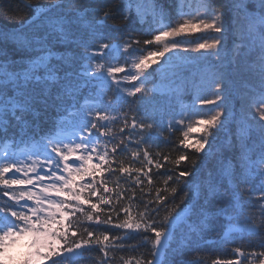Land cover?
<instances>
[{
	"label": "snow or ice",
	"instance_id": "obj_1",
	"mask_svg": "<svg viewBox=\"0 0 264 264\" xmlns=\"http://www.w3.org/2000/svg\"><path fill=\"white\" fill-rule=\"evenodd\" d=\"M24 4L32 8L36 16L42 15L49 19L52 28L50 34H58L61 42L74 23L83 24L91 17L89 28L99 33L109 27L110 20L116 18L114 11L107 5H98L100 10L94 13L82 14L87 9L84 0H57L47 7L33 6L30 0H24ZM157 6L161 9L162 19H168L169 23L159 29H152L151 38L143 40L144 45L160 47L155 50L140 49L147 54H141L138 62L133 64L134 73L126 72L123 66L105 67L101 63L93 66L95 56H102L105 50L112 48L109 43H101L99 48L93 49L91 53L85 51L84 59L88 61V67L81 64L80 69L74 70L73 61L66 62L64 75L59 78L65 80L66 84L62 86L61 92L54 96H50L49 89L51 84L58 83V80L53 79L55 73L50 68L47 69L45 76L37 72L28 74L27 69L0 75V97H3L0 99V138L15 139L18 135H26L31 125L28 117L31 116L32 121L38 120L42 114L41 108L44 110L50 106L64 110L74 108L77 92L95 87L97 81H110V86H114L116 92L125 91V82L139 81L140 85L133 84L126 90V95L136 97L138 93L147 94L142 84L147 75L153 74L147 70L153 64H159L166 53L175 55L174 50L180 47V41L175 38L186 32L204 35L190 41L194 47L191 49L185 47V52L204 50L218 56L220 48L223 47L225 22L229 13L232 15L234 30L242 19H247L252 28L256 23L264 26V0H257L254 4L250 0H208L204 14L195 20H171L169 16L164 15L166 10L163 4ZM120 19L128 21L130 14L122 11ZM32 22L33 24L36 22L35 16ZM208 33L216 35L210 36ZM261 35V96L247 106L255 108L252 119L257 124L262 150L261 167L257 168L253 175H258L261 185L264 186V32ZM35 40L37 51L50 57L51 49H46L44 44L46 36L36 37ZM129 41L124 45L126 52L141 43L131 37ZM3 60L4 56H0V62ZM120 73L125 75L122 79H117V74ZM46 80L49 83L43 95L37 93L35 87H30L41 85ZM216 88L215 98L203 99L201 103L215 105L217 100H221L223 94L219 91V82ZM9 93L12 94L11 99L8 98ZM66 102L68 108H65ZM107 103L121 106L123 126L119 131L125 134L124 138L118 140L112 129L113 122L120 120L121 116L111 114L100 106L102 101H96L94 107L84 114L82 123L73 135L42 137V153H29L22 160L8 156L0 160V264H72L93 249H98L103 254L101 264H116V255L119 251L125 249L138 251L139 246L145 243L151 245L147 255L128 259L120 256L119 260L123 264H172L169 257L180 256L187 247L196 242V238H202L201 233H198L196 238L189 236L182 246L169 250V238L176 217L172 216L171 211L163 218L160 216L162 210H167L169 195L177 191L172 185L187 183L186 178L192 176L193 172L179 170L174 175L159 173L160 176L166 177L163 179L164 187L154 185L156 173L153 169L173 171L168 165L174 164L179 168L181 161L187 160L188 156L180 154L177 158L171 159L169 155L157 152L153 157L149 148L152 133L156 130L155 126L151 123L145 124L143 121L138 122L135 117L131 118L129 124V117L123 112V105L126 102L122 97L109 98ZM207 111L209 118L199 119L196 127L189 126L186 131L175 128V125L184 123L183 118L168 124L170 131H182L183 139L179 143L184 148L192 149L196 153L205 152L206 147L212 143L209 137L215 139L212 129H217L218 125L220 128L223 127L224 122L220 119L223 113L219 106ZM13 129L15 131H12ZM192 132L203 133V138L193 141L189 136ZM133 136H138L139 140L136 141L137 149L132 151L131 155L137 159L142 153L141 167L125 166L119 159L129 150ZM249 139L251 136L246 132L244 140ZM141 144L148 147L141 148ZM244 149L237 159L242 172L247 168L249 160L247 144L244 145ZM72 157H75V160H72ZM192 163L195 164V161ZM117 174L124 177L123 182L113 179ZM225 177L232 188L239 190L223 193L226 202L218 208L217 215L225 217L231 223L229 209L239 203L243 192L250 191V186L245 183V187L240 188L235 182L231 166L225 169ZM219 191L218 187H209L208 194L215 195ZM189 196H191L189 203L195 208L196 193H185L186 198ZM134 204L137 205L135 211ZM253 206L258 208L259 217L256 214H249L244 217L243 224L247 233L261 235V250L248 252L236 247L233 249L235 258H217L212 260L211 264H264V191L259 194L258 202ZM108 229L120 231L111 232ZM134 233L140 236L138 244L129 243ZM25 240L27 251L24 255L19 258L11 257L10 250Z\"/></svg>",
	"mask_w": 264,
	"mask_h": 264
},
{
	"label": "trees",
	"instance_id": "obj_2",
	"mask_svg": "<svg viewBox=\"0 0 264 264\" xmlns=\"http://www.w3.org/2000/svg\"><path fill=\"white\" fill-rule=\"evenodd\" d=\"M144 1L146 2L145 5L149 6L150 3L147 2V0ZM200 1L205 5L208 2V0ZM254 1L257 0H250L253 4ZM30 2L33 6L41 5L47 7L48 5L56 3L57 0H30ZM84 2L87 5V9L82 14L88 15L89 13H94L100 10L97 7L98 5H107L114 11L116 18L110 20L109 27L102 29L99 33L89 28L91 17H89V21H85L83 24L74 23L61 42L58 34H50L52 33V28L49 19H45L42 15L36 16L32 8L25 6L24 0H0V56H4V60L0 62L2 63V66H0L2 70L7 72H18L27 67L30 72L47 74V69L50 68L55 73V76L62 75L64 74L65 64L68 60L73 61L74 70L77 69V66L81 67L82 58L85 57V51L87 50V52H90L93 49H97V41L103 43L129 41V37L131 36V38H133L135 33H138L139 30H141L144 36V39L139 40L141 41V45H143L142 49L155 50L160 47L156 45H144L142 43L143 40L151 38L152 32L147 28L148 24L138 17V13L135 12L133 8L130 9L128 7L139 4V0H84ZM158 4H163V8L167 11L172 20L175 16L173 13L175 12L174 1L152 0L153 6L158 7ZM65 11H67L66 8ZM122 11H127L130 14V19L128 21L120 19ZM34 16L36 22L33 24L32 21ZM55 16L56 13L54 12L53 18H55ZM181 20H183V18H181ZM242 22L244 23L243 19L240 22V30L243 28L241 25ZM232 23V15L229 13L225 22L229 27V34L225 36L226 40H224L227 60L223 59L226 65L221 79H225L226 82V90L223 93V98L226 102L233 104L235 107L237 105V109L239 101L237 97L233 95V92L235 93L236 90L240 89V85H244L248 82L253 83V81L257 83L260 79L262 70L259 69L260 62L257 53H253L256 48L255 46L241 43L238 47V53L236 54L237 56L239 55L237 57L238 62H233L232 54L228 55L233 46L234 39L236 38L234 35L232 36ZM112 25H115V27H112ZM256 25H259V23H256ZM127 26H130L133 30L131 34H127L124 30ZM259 27H262V25H259ZM260 31L261 30L253 33L250 30L248 31V33L255 37V45L259 41V36L257 35ZM89 35H92L95 39L89 37ZM41 36H46L44 44L46 49H51L52 55L50 57L41 55V53L37 51L35 38ZM185 37L187 38H177V40L180 41V45H187L186 41H188V37L197 38L198 36ZM239 41L242 42L241 39ZM135 47V52H140L138 56L139 59L141 54H147L146 51L141 52V48L138 46ZM79 55L80 59L78 60ZM165 61H168V59ZM165 61L162 64H153L152 67L147 70L148 73H153L152 75L145 74L147 75V79L144 80L143 83L147 94L142 93L139 96L140 103H135L133 105L134 108L140 107L141 113L137 115L138 112H136V114L130 117H135L138 122L143 121L145 124L151 123L155 126L156 130L152 133V139L150 141L151 147L149 148L153 157L156 156L157 152L163 155H169L171 159L177 158L180 154L188 156L187 160L181 161L179 168L174 164H169L168 168L173 171H168L167 169H160L157 171L153 169V172L156 173L154 177L155 186L164 187L163 179L166 177L160 176L159 173L174 175L175 172L179 170H190L193 172L192 176L186 178L187 183L181 182L172 185L177 188V191L175 194L169 195L170 202L167 205V210L161 211V218L167 215L169 211H171L172 216H174L186 206H191L193 208L192 204L189 203L191 196L186 198L185 193L195 192L196 207L194 209L197 211H192L189 221L192 224L198 222L201 234L206 235L210 240L207 243L199 239V241L195 242L191 247H187L180 256L170 257L172 264H211L212 260L217 258H235L233 249L236 247H241L242 250L248 252L252 250H261V235L247 233L243 224L244 217L249 214H256L257 217H259L258 208L253 205L257 204L259 194L264 191V186L261 185L260 177L258 175H253L251 170L254 169L255 171L257 168L261 167V165L255 167L248 164L247 168L242 172L237 164V159L242 153L240 144L243 145V147L247 144L244 138L239 136L237 116L234 120H230L227 117L230 111L219 109L222 110L223 114L221 116H223L224 124L222 128L218 125L217 129H212L215 134V139L209 137L212 143L205 149V152L196 153L192 149L184 148L179 143V141L183 139L182 131H170L166 126L177 119L176 117L180 111L179 105L181 101L194 108L197 107V105H201L202 98L198 100L197 96L193 93H180L178 96L176 94L163 95L160 93L158 90L159 84H161L159 81L162 80L161 76L163 74H171L172 78H174L177 70L173 69L174 71H169L167 67L169 62L165 63ZM183 73L189 74V70L181 68L177 72V75L179 76ZM30 87H35L37 93L41 94L38 85ZM201 94L202 92H200V95ZM228 95L231 99L230 101H228ZM8 98L11 99V93H9ZM0 99H3V97H0ZM243 101L244 100H241L242 103ZM208 109L211 108L206 107L204 111H195L190 122L196 123L199 119L209 118ZM41 113L42 121L47 122L50 120L48 113H45L43 108H41ZM130 123L131 121L129 124ZM122 126L123 125L118 127V140L125 136L124 133H120L119 131ZM255 126V130H257V124H255ZM175 128L180 129V126H175ZM13 130L15 131V129ZM50 132L51 130L48 129L45 135H49ZM251 133L253 139L247 144V149H251L252 158H256L258 155L260 156L262 154L260 139L255 131ZM202 138L203 136L201 135V139ZM196 139L198 138L195 136L194 140ZM3 140L4 139L0 138V144ZM137 140H139V137L137 139V136H133L129 150L124 156L119 157V159L124 162L125 166H143L141 163L142 153L141 157L137 159H134L131 155V152L137 149ZM140 147L143 148L148 146L141 144ZM192 161H195V164H193ZM229 166H231L235 182L240 185L241 189L245 187V183L250 186V191L243 192L239 203H237L234 208L229 209L231 223H229L225 217L217 215L218 208L226 202L223 193L225 191L233 192L239 190L232 188L225 177V169L229 168ZM113 179L118 182H123L124 177L117 174ZM169 183L171 184L172 182ZM209 187H218L220 191L210 196L208 194ZM137 194L139 195L138 190ZM205 197H207V203H205ZM241 205L243 206V210H241ZM136 208L137 205L134 204L133 211H135ZM205 221H207V223H205ZM219 228H222L223 231L218 234L217 229ZM230 229H237L242 232L240 234L231 233L229 237H225L224 233ZM108 231L119 232L120 230L108 229ZM186 238L187 236H185V240ZM139 241L140 236L134 233L129 243L138 244ZM180 244H182L180 241H175L174 245L169 250H172V248ZM150 247V244L145 243L139 246L138 251L128 249L121 250L116 255V264H123V262L119 260L120 256H124L125 259L133 256L141 258L147 255ZM102 256L103 254L99 252L98 249H93L90 253L73 261L72 264H101Z\"/></svg>",
	"mask_w": 264,
	"mask_h": 264
},
{
	"label": "rangeland",
	"instance_id": "obj_3",
	"mask_svg": "<svg viewBox=\"0 0 264 264\" xmlns=\"http://www.w3.org/2000/svg\"><path fill=\"white\" fill-rule=\"evenodd\" d=\"M148 2V0H147ZM257 1H254V3H256ZM145 1L142 0L141 3L139 4L138 8L140 9H148L150 7L145 5ZM153 10V9H152ZM205 12V7L203 8V10L201 12H199V14L192 16L191 19L195 20L197 19L200 15H203ZM244 23L242 22L241 25L243 26V28L240 30V24L235 28V30L233 29V23H232V36L234 35L235 40L233 42V48L235 52L232 56V60L233 62H238V56L236 55L238 53V42H240L239 40L241 39L242 42L241 43H246V44H251L250 41H248V38H250V40H252L254 38V36H252L250 33H248V31L250 30L252 33L259 31L261 29V27H259V25H255L254 28L250 27L249 21L247 19H243ZM226 27V31L223 35V47L220 48L219 50V55H215V54H209L204 52V50H201L200 52H194V51H188L185 52L184 48L187 47L189 49L194 47V44L189 43L190 41H194L196 40L195 38H190L188 37V41H186L187 45H180L179 49L174 50L175 55H173V53H166L165 56L163 58L160 59V64H162L165 60L168 59V70L169 71H174L173 69H177L176 70V74L174 76V79L176 78L177 72L182 68L183 65H186L190 68V67H195L192 71H190L189 74H185V76H188V82L187 84L189 86H194L195 83L198 84L199 86H201V83L205 84L206 81H210L213 82L217 77L220 78V76H222L224 69H225V61L227 60L226 57V49H225V44H224V40H226L225 36H227L228 31H229V27L225 24ZM264 32V31H262ZM262 32L259 33L257 36L259 37V41H262ZM199 35H204L203 33H198V32H186L185 34H183L181 37H178V39H182V38H187L185 36H199ZM208 35H216L214 33H208ZM238 37V38H237ZM177 39V38H175ZM247 39V40H246ZM255 39V38H254ZM231 53V51L229 52V54ZM224 59V60H223ZM229 59V57H228ZM259 69L262 70V66L260 63ZM216 76V77H215ZM163 79L168 81V80H172V75L171 74H164L163 75ZM173 79V80H174ZM244 80V79H243ZM213 83H208L207 88ZM244 86V85H243ZM257 87L258 88V92H260V79L258 80L257 84H255V82L253 81V87ZM220 92H222V94L224 93L223 89H219ZM217 92V90L215 89V87L209 91V95L207 96V99H214L215 98V93ZM246 94H248V91H246ZM231 99L229 98L228 95V101H230ZM250 102V95L248 94L247 99H244V112L243 115L247 120L246 122H249V120H253L252 119V113L255 112V108L253 107H248L247 104ZM217 105L219 106V109H223V110H227V111H231V109L233 108V104L228 103L225 101V99L222 96L221 100H217V103L215 105H205L203 103H201L199 111L201 109H206V107H210L211 109H215L217 108ZM214 114V113H213ZM229 118V117H228ZM220 119L223 121V116L220 117ZM258 120V117L256 118ZM254 123L256 122L255 120H253ZM256 124V123H255ZM196 134V135H195ZM201 135L203 136V133L201 132H192L189 136L190 138L194 141V137L196 136L198 139H201ZM207 148V147H206ZM24 159V158H23ZM27 244V240L22 241L21 244L14 246L10 252L9 255L13 258H19L22 257L24 255V252L27 251V248L25 247V245Z\"/></svg>",
	"mask_w": 264,
	"mask_h": 264
},
{
	"label": "bare ground",
	"instance_id": "obj_4",
	"mask_svg": "<svg viewBox=\"0 0 264 264\" xmlns=\"http://www.w3.org/2000/svg\"><path fill=\"white\" fill-rule=\"evenodd\" d=\"M124 30L126 31L127 34H131L132 31H133V30L131 29L130 26L125 27ZM130 37H131V36H130ZM133 39H136V40H142V39H144V36L142 35L141 30H139L138 33H135V35L133 36ZM142 46H143V45H141V43H140V45H138V47L141 48V49H142ZM128 50L133 51L132 48H130V49H128ZM38 127H39L40 129H42V130H45L46 125H45L44 123H39ZM217 231H218V234H219V233H221V232L223 231V229H222V228H219V229H217ZM199 239L203 240L204 242L206 241L207 243H208V241H210V240L206 237V235H202V238H199ZM176 248H177V247L172 248V249H176Z\"/></svg>",
	"mask_w": 264,
	"mask_h": 264
}]
</instances>
